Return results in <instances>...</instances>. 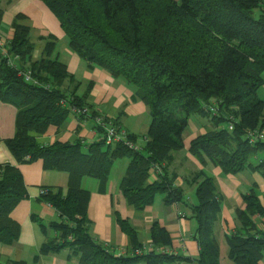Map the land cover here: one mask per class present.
<instances>
[{
    "label": "trees",
    "instance_id": "trees-1",
    "mask_svg": "<svg viewBox=\"0 0 264 264\" xmlns=\"http://www.w3.org/2000/svg\"><path fill=\"white\" fill-rule=\"evenodd\" d=\"M58 20L67 47L87 70L99 68L142 101L151 121L140 150L124 143L107 144L100 114L89 103L93 82L79 92L81 81L61 60L59 39L53 34L33 38L25 14L13 17V36L6 43L14 65L0 46V101L17 109L15 132L4 143L16 163H0V244H14L20 225L13 209L27 197L20 164L41 160L45 170L68 174L66 187H43L37 201L50 205L58 219L44 222L31 214L43 231H54L40 253L69 248V258L80 264H160L173 255L148 253L117 256L91 232L87 215L90 191L83 178L107 183L115 161L129 159L118 188L128 205L142 212L158 196L165 204L185 202L193 190L190 219L199 246L194 264H221L215 225L222 195L213 175L204 168L176 183L168 166L184 148V136L193 115L209 118L212 125L191 140L189 153L204 165L220 167L226 175L245 169L264 171V143H250L248 130L264 129V0H39ZM2 10H0V23ZM39 48L38 56L34 57ZM29 75V78L25 76ZM91 119L101 136L88 144L80 141L43 144L40 137L50 126L63 127L71 113ZM120 127L116 122L105 118ZM230 123L233 129H228ZM128 133V132H127ZM133 141L137 139L129 134ZM263 154V156H260ZM257 157L258 161L253 158ZM159 165L158 179L149 182ZM244 208H236L237 226L226 235L228 257L234 264H260L264 256V230L255 217H264L256 188L242 194ZM114 222L128 238V252L143 243L128 219L113 211ZM150 238L155 247L171 246L169 232L154 222ZM7 264H29L9 260ZM31 264H39L35 260Z\"/></svg>",
    "mask_w": 264,
    "mask_h": 264
},
{
    "label": "crops",
    "instance_id": "crops-1",
    "mask_svg": "<svg viewBox=\"0 0 264 264\" xmlns=\"http://www.w3.org/2000/svg\"><path fill=\"white\" fill-rule=\"evenodd\" d=\"M2 18L0 23L1 40H10L13 36L12 20L18 13L25 14L33 27L32 35L53 34L59 39L60 58L67 64L68 71L81 81V92L88 82H93L90 90L89 103L104 118L116 122L128 134L134 136L139 144H143L151 116L142 101L132 100V91L123 82L114 80L109 74L99 68L87 70L77 54L67 47L64 32L58 20L51 11L39 0H0ZM39 48L34 57L38 56ZM264 99V84L259 90ZM17 109L0 101V163H16L14 157L6 147L4 140L11 138L15 132ZM189 127L184 136V148L174 154L172 163L168 166L169 173H176V183L182 185L184 176L192 175L195 171L205 169L214 176L218 191L222 195L221 211L215 225V235L219 243L220 263L234 264L228 257L226 235L231 234L237 226L235 219L236 208H244L242 194L251 187L256 188L259 200L264 207V171L245 169L235 175H226L220 167L208 164L204 166L199 159L188 151L192 139L203 134L211 127L209 118L193 115L189 120ZM100 138L93 120L85 119L80 122L73 112L66 124L57 129L50 126L40 137L43 144H51L56 140L62 142L80 141L88 144ZM263 156V154H260ZM256 163L258 158H253ZM129 159L123 158L114 162L111 174L106 184L101 185L97 179L83 178L82 186L90 191L87 215L91 221V232L101 244L114 253L129 250L128 238L114 222L113 211H119L123 219H128L136 227L141 243L151 240V225L158 222L170 234L171 248L174 259L160 264H194L198 256L199 246L193 238L195 222L190 219L192 213L188 204L195 203L193 190L186 193L185 202L165 204L162 196H158L152 205L142 212H137L128 205L118 188ZM26 185L27 197L23 199L11 212V217L20 225L17 241L12 245L0 244V264H7L9 260H22L29 264L38 260L39 264H80L76 259L69 258V248L58 252L40 253V247L50 237L56 236L54 231H43L35 225L31 214L38 215L44 222L49 223L58 219L56 211L48 204L37 201L43 187H66L68 174L54 170H45L41 160L20 164ZM118 169V171H117ZM158 179L150 174L149 182ZM259 229L264 230V217H255ZM134 264H147L139 261ZM264 264V256L260 261Z\"/></svg>",
    "mask_w": 264,
    "mask_h": 264
},
{
    "label": "built area",
    "instance_id": "built-area-1",
    "mask_svg": "<svg viewBox=\"0 0 264 264\" xmlns=\"http://www.w3.org/2000/svg\"><path fill=\"white\" fill-rule=\"evenodd\" d=\"M6 40H1L0 38V46H1V51L2 54L7 57V61L8 64L10 66L14 65L15 59L16 57H10L9 53H8V49L6 48ZM25 76L27 78H29L28 74H25ZM95 122L100 125L101 127L104 128V134L102 135L107 144L110 145H114L118 142L124 143L125 145H127L130 149L133 150H140L141 146L139 145L138 142L133 141L129 138V134L127 133V131L121 127H117L115 124H113L112 122H107L105 120V118L101 115L97 116L95 118ZM228 129L231 131L233 129V125L230 123ZM250 138V143L251 144H255L257 142H263L264 143V129L259 130V131H247ZM146 137H143V140H145ZM162 172V168L159 165H156L152 168L151 170V174L155 175L156 177H158L159 173ZM159 253V254H164V255H173V253L175 252L171 246H159V247H155L152 243V241H148L147 243L143 244L140 248L135 249L132 252H128L127 250L122 251L118 254H116L117 256H126V255H131V256H138V255H145L148 253Z\"/></svg>",
    "mask_w": 264,
    "mask_h": 264
},
{
    "label": "rangeland",
    "instance_id": "rangeland-1",
    "mask_svg": "<svg viewBox=\"0 0 264 264\" xmlns=\"http://www.w3.org/2000/svg\"><path fill=\"white\" fill-rule=\"evenodd\" d=\"M204 118V117H203ZM117 171H118V169H117ZM92 179V178H91ZM164 262H166V261H164Z\"/></svg>",
    "mask_w": 264,
    "mask_h": 264
}]
</instances>
